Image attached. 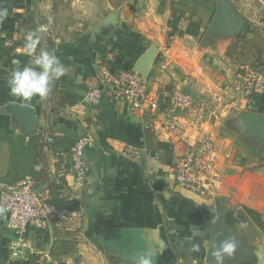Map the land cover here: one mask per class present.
<instances>
[{
    "label": "crops",
    "instance_id": "0c3cea01",
    "mask_svg": "<svg viewBox=\"0 0 264 264\" xmlns=\"http://www.w3.org/2000/svg\"><path fill=\"white\" fill-rule=\"evenodd\" d=\"M87 2L0 0L9 12L0 24V190L31 176L47 202L77 199L83 213L79 221H58L50 228L28 226L23 236L34 251L15 259L8 214L0 216V264H111L110 256L119 252L104 247L100 231L113 227L147 230L151 249L168 264H217L207 251L218 203L246 253H234L224 264H264V134L244 121L227 122L241 111L207 125L225 181L217 196L206 197L176 181L174 166L186 147L180 132L166 136L129 103L107 94L97 104L83 102L87 90L99 84V65L134 69L152 45L157 51L147 85L161 97L176 87L209 93L234 81L244 63L226 56L233 36L216 33L205 40L217 0ZM115 12V21L103 24ZM49 17L53 23L38 33L37 53L55 50L68 71L53 82L47 98L24 101L10 94L13 61L30 64L25 35L48 25ZM13 102L36 109L33 133H23L7 111ZM246 109L264 115V91L253 95ZM86 133L92 140L85 150L86 179L78 185L71 147ZM124 144L139 148L140 157L123 155Z\"/></svg>",
    "mask_w": 264,
    "mask_h": 264
},
{
    "label": "built area",
    "instance_id": "2783aa9c",
    "mask_svg": "<svg viewBox=\"0 0 264 264\" xmlns=\"http://www.w3.org/2000/svg\"><path fill=\"white\" fill-rule=\"evenodd\" d=\"M96 78L98 86L89 88L83 97L86 105L99 103L107 94L129 103L132 109L145 116L146 121L161 127L166 136L180 132L186 147L174 166L177 183L201 196L218 195L225 176L218 166L215 137L209 133L207 125L246 109L250 98L264 91L263 65L242 64L234 81L221 84L217 90L209 93H195L176 87L166 97L150 90L142 74L133 68L116 70L108 64H101L97 67ZM179 110L183 114H179ZM165 115L172 116L165 118ZM201 130H207L206 134L197 137L195 133ZM91 140L92 136L86 133L77 138L71 147V166L78 185L84 184L86 179L85 150ZM121 153L130 158L140 157L139 148L131 144H124ZM0 205L8 209L9 227L14 233L12 259L34 251L23 236L28 226L45 229L58 221H79L83 216L80 209L59 207L47 202L36 191L31 176L3 187L0 190Z\"/></svg>",
    "mask_w": 264,
    "mask_h": 264
},
{
    "label": "water",
    "instance_id": "95a60500",
    "mask_svg": "<svg viewBox=\"0 0 264 264\" xmlns=\"http://www.w3.org/2000/svg\"><path fill=\"white\" fill-rule=\"evenodd\" d=\"M117 14L118 13L115 12L109 15L104 20L103 24L114 22ZM243 27L244 20L239 15L232 2L230 0H217L216 10L207 29L205 40L209 38V35L213 36L216 33L222 36H233L234 38L241 32ZM156 51L157 46L152 45L134 66V69L142 74L145 81L148 80L149 74L152 71L151 65L155 59ZM6 109L15 118L23 133L31 134L34 132L37 112L32 105L13 102L10 103ZM236 120H239L240 124L247 122L254 128L256 127L255 130L258 133L257 135L264 134L263 114L253 112L249 109H243L239 115L229 118L227 122L232 123ZM252 134V132H247L245 135L248 136ZM100 237L102 244L108 251L119 252L117 256L122 257L125 260H129L137 264H168L167 261L160 256V254L151 249L148 240V232L143 228H105L100 231ZM230 237L234 238L237 244L235 253H239L242 257L245 256L244 254L246 253L243 249V241L239 235L226 224L223 216L222 205L218 203L217 217L211 234L207 258L218 264L213 252L221 241ZM228 257L229 256L224 257L222 264L225 263L226 258Z\"/></svg>",
    "mask_w": 264,
    "mask_h": 264
},
{
    "label": "clouds",
    "instance_id": "9594fccd",
    "mask_svg": "<svg viewBox=\"0 0 264 264\" xmlns=\"http://www.w3.org/2000/svg\"><path fill=\"white\" fill-rule=\"evenodd\" d=\"M9 15L7 8H0V24L7 19ZM53 23V18H48V25L41 26L36 31H28L25 35V53L32 57L30 64L23 67L19 61H13L16 67L10 73L8 86L10 94L19 97L24 101H31L33 97L45 99L51 92L54 81L59 80L67 74L68 69L61 62L55 50H46L41 48L37 53L40 43L38 33L45 32ZM8 209L0 205V216L6 214ZM240 228L245 227L243 223ZM237 248L234 238H228L220 242L213 255L218 264H222L225 256H232Z\"/></svg>",
    "mask_w": 264,
    "mask_h": 264
},
{
    "label": "trees",
    "instance_id": "16d2710c",
    "mask_svg": "<svg viewBox=\"0 0 264 264\" xmlns=\"http://www.w3.org/2000/svg\"><path fill=\"white\" fill-rule=\"evenodd\" d=\"M264 33H262L259 27L253 28L251 24H246L241 32L231 40L229 44L226 56L229 57L234 63H253L261 65L264 58ZM50 49V48H49ZM134 64V60L129 61ZM59 207L69 209H80V203L77 199H54L51 202ZM262 231L264 233V224L262 225ZM111 264H137L135 262L125 260L122 257L110 256Z\"/></svg>",
    "mask_w": 264,
    "mask_h": 264
},
{
    "label": "rangeland",
    "instance_id": "374dc122",
    "mask_svg": "<svg viewBox=\"0 0 264 264\" xmlns=\"http://www.w3.org/2000/svg\"><path fill=\"white\" fill-rule=\"evenodd\" d=\"M230 1L232 2L233 6L237 9L239 15L243 18L244 26L246 24H251L254 27H262L264 29V0ZM87 4H89V0Z\"/></svg>",
    "mask_w": 264,
    "mask_h": 264
}]
</instances>
